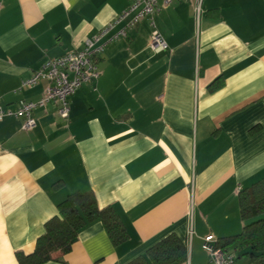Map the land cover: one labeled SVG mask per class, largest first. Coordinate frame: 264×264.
<instances>
[{"label":"crops","instance_id":"0c3cea01","mask_svg":"<svg viewBox=\"0 0 264 264\" xmlns=\"http://www.w3.org/2000/svg\"><path fill=\"white\" fill-rule=\"evenodd\" d=\"M131 1L0 0L1 105L37 102L47 82L21 83ZM155 24L166 50H150L147 20L127 28L100 56L99 79L68 97L67 120L48 104L29 131L21 119L0 122V264L33 253L73 192L113 208L128 239L114 246L89 223L45 264H128L170 235L187 248L183 264H211L203 238L241 232L238 194L264 178V0H203L198 18L178 0ZM218 77L223 86L209 92Z\"/></svg>","mask_w":264,"mask_h":264},{"label":"trees","instance_id":"16d2710c","mask_svg":"<svg viewBox=\"0 0 264 264\" xmlns=\"http://www.w3.org/2000/svg\"><path fill=\"white\" fill-rule=\"evenodd\" d=\"M223 86L222 77L215 79L208 91ZM239 216L243 228L238 235L216 238L217 249L235 255L234 264L246 259V264H264V178L238 194ZM57 214L43 226L35 249L30 255L16 253L19 264H45L57 261L56 255L69 253L79 232L89 223L100 222L114 246L128 239L120 217L111 207L100 208L92 192H73L56 206ZM188 259L187 248L176 236L170 235L153 245L146 255L128 264H183Z\"/></svg>","mask_w":264,"mask_h":264},{"label":"built area","instance_id":"2783aa9c","mask_svg":"<svg viewBox=\"0 0 264 264\" xmlns=\"http://www.w3.org/2000/svg\"><path fill=\"white\" fill-rule=\"evenodd\" d=\"M178 0H132L129 7L115 20L109 22L92 38L86 39L80 50L68 52L58 58L45 60L40 68L21 83V88L36 86L40 81L47 82L42 97L37 102L19 100L14 108L4 107L0 103V122L7 117L22 120L21 129L29 131L36 125L33 112L37 108H45L48 104L57 107L58 116L67 120L69 117L68 97L86 84L96 82L100 77L98 62L107 45L116 38L125 37L126 29L147 20L151 28L149 48L154 53L166 50L164 38L156 28L155 17L162 10L170 7ZM194 5L198 18L203 0H189ZM122 21L125 27L115 36L104 40L110 31ZM216 238L206 236L201 248L208 255L211 264H234L235 255L223 252L215 247Z\"/></svg>","mask_w":264,"mask_h":264},{"label":"rangeland","instance_id":"374dc122","mask_svg":"<svg viewBox=\"0 0 264 264\" xmlns=\"http://www.w3.org/2000/svg\"><path fill=\"white\" fill-rule=\"evenodd\" d=\"M202 253H203L204 256L207 255L204 251H202ZM245 260L246 259H241V260L237 261L235 264H246L247 262Z\"/></svg>","mask_w":264,"mask_h":264}]
</instances>
